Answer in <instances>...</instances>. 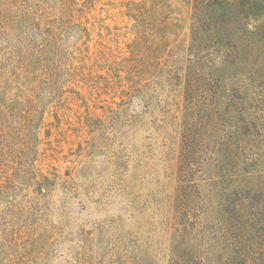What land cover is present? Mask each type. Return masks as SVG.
<instances>
[{
    "label": "rangeland",
    "instance_id": "obj_1",
    "mask_svg": "<svg viewBox=\"0 0 264 264\" xmlns=\"http://www.w3.org/2000/svg\"><path fill=\"white\" fill-rule=\"evenodd\" d=\"M42 1L54 21L55 1ZM128 1L85 2L89 50H68L80 98L49 103L46 69L19 72L31 21L8 36L0 26V264H264V0L206 14L189 0H135L150 7L140 25ZM34 3L14 1L16 15ZM139 27L151 34L147 52L152 34L169 36L154 79L134 69L144 95L115 69ZM201 72L211 81L192 84L217 89L218 113L205 130L206 164L179 188L184 74ZM27 107L39 110L36 132L21 128ZM44 175L47 192L36 183Z\"/></svg>",
    "mask_w": 264,
    "mask_h": 264
},
{
    "label": "trees",
    "instance_id": "obj_2",
    "mask_svg": "<svg viewBox=\"0 0 264 264\" xmlns=\"http://www.w3.org/2000/svg\"><path fill=\"white\" fill-rule=\"evenodd\" d=\"M14 1L18 0H10V2L5 0L0 9V26L3 34H5L4 36H8L6 34L13 32L14 26H17L15 30H18L24 26L27 27V24L30 21V25L32 24V28L28 27L27 31H24L26 37H22L21 39L25 42L23 43L21 49L17 51V56L20 58L21 63L19 65L20 69L18 67L20 70L19 72H28V70L35 68L36 66L41 72L46 69V72L43 74V78L44 83L46 81V86L48 87L47 98L49 103H53L57 99H61L66 93H71L74 98H80L81 91L78 89L77 85L73 83L75 81H71V76H73V74L71 68L72 64H70L68 60L71 54H69L70 51L68 50H70L69 46H71L70 44L73 42L75 43L74 45L81 42L82 45L85 44L86 51L89 50L87 42L91 38V29L87 25L86 20H82L84 16L83 12L85 11V2L88 0H54L56 8L59 12L57 17L54 18V21H52L50 17L43 15L41 13L44 12L42 9L39 10L41 6L44 10H49V8L54 9V6L47 7L42 0H34L35 7L28 13H25V15L21 16L16 15ZM156 1L154 2L155 5L151 6V8H153L154 12L159 15V13H157L159 11V5H157ZM188 2L191 5V8L205 11L204 14H206V11L214 9L215 7L222 8L229 4L228 0H189ZM128 3L130 4L127 11L128 15L135 20L136 25H140L141 21L145 17L144 11L150 7H147L146 4H144V1L140 3L135 0H129ZM158 17H156V22H160V25L167 24L166 21L164 23L161 22L165 18V14ZM16 22L17 25H15ZM138 29L139 30L136 31L134 45L131 49L132 54L122 58L120 61H117L115 69L118 68L116 72L119 79H122L121 81H129L128 86H131L133 91L140 90V94L142 93L144 95V87L138 82L139 77L135 75L134 69L135 67L143 68L144 75H152L151 78L154 79L156 72L159 70L156 63L159 57L158 53L162 50L161 48H163L165 44L164 41H167L169 36L168 33L162 34L160 31L152 34L154 40L157 41L152 49L147 52L145 49V37L147 35H151L150 31H145L140 27ZM3 40L8 41L6 39ZM41 48L44 49L42 50ZM40 49L41 51L39 52ZM150 53L152 54V64L147 67L148 61L146 55ZM189 58L190 57H188L187 60H190ZM178 70L179 68L177 67L176 71ZM121 72H123V74ZM175 76L176 79L179 75L176 74ZM184 79L188 80V82L182 90L183 119L180 126V141L178 143L179 154L176 163L178 166L177 178L179 188L186 186L184 184H190L186 178L190 175L192 165L206 164L205 159L201 156L206 148L205 130L208 127V122L211 117L213 115L216 116L218 113L217 110L213 109L217 89L209 83H207V85L192 84L194 81L196 83H201L204 80H211L207 79L202 72L195 73V77H191L190 75L188 76V74L185 73ZM140 94L138 96H140ZM36 103L37 102L33 104ZM27 108H29L30 111H22L24 115L21 116V128L24 130H33L34 128V132H36L39 125H33V120L37 117L39 110H31V107ZM37 108L39 107L37 106ZM0 113H6V106H0ZM218 116H220V114ZM35 136L36 139H38L37 133H35ZM35 149L37 150L36 147ZM43 178L47 182L44 183V181L39 180L38 178L36 183L39 187L38 190H45L47 192L53 181L50 177L45 175ZM186 214L187 213L184 212L183 216L186 217ZM232 224L236 226V223L231 222L228 226V230H232ZM244 225V223H241L242 228H244Z\"/></svg>",
    "mask_w": 264,
    "mask_h": 264
}]
</instances>
